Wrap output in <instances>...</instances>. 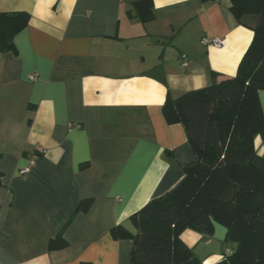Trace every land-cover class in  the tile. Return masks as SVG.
<instances>
[{
  "label": "crops",
  "instance_id": "0c3cea01",
  "mask_svg": "<svg viewBox=\"0 0 264 264\" xmlns=\"http://www.w3.org/2000/svg\"><path fill=\"white\" fill-rule=\"evenodd\" d=\"M133 1L0 0V12L29 14L0 50V264H130L131 239L111 229L135 232L129 216L194 158L162 104L212 72L235 74L252 31L230 0H152L145 22L127 14ZM259 99L264 115V89ZM255 148L264 155L260 135ZM59 233L66 244L49 248ZM181 238L191 249L210 239L189 228Z\"/></svg>",
  "mask_w": 264,
  "mask_h": 264
},
{
  "label": "trees",
  "instance_id": "16d2710c",
  "mask_svg": "<svg viewBox=\"0 0 264 264\" xmlns=\"http://www.w3.org/2000/svg\"><path fill=\"white\" fill-rule=\"evenodd\" d=\"M237 22L252 31L236 73L212 72V82L177 96L167 94L162 112L168 123L184 125L194 158L182 178L129 216L135 228L111 229L115 238L132 241L130 264H207L181 238L189 228L211 237V219L227 228V246L208 264H264V0H230ZM128 15L145 22L154 17L152 0H134ZM25 11L0 12V50L13 47V35L27 24ZM90 200L79 202L86 210ZM66 244L59 233L49 248Z\"/></svg>",
  "mask_w": 264,
  "mask_h": 264
},
{
  "label": "water",
  "instance_id": "95a60500",
  "mask_svg": "<svg viewBox=\"0 0 264 264\" xmlns=\"http://www.w3.org/2000/svg\"><path fill=\"white\" fill-rule=\"evenodd\" d=\"M213 234L209 240L199 243L194 249V255L201 261L212 253H221V244L226 238L227 228L219 222L211 219Z\"/></svg>",
  "mask_w": 264,
  "mask_h": 264
},
{
  "label": "built area",
  "instance_id": "2783aa9c",
  "mask_svg": "<svg viewBox=\"0 0 264 264\" xmlns=\"http://www.w3.org/2000/svg\"><path fill=\"white\" fill-rule=\"evenodd\" d=\"M201 42L203 44L211 43V44H213L215 46H222L223 45V39H221L219 37H215V36H213V37L204 36V37L201 38ZM188 62L189 61H188V58H187L186 54H182L181 55V64L186 67L188 65ZM29 77H30V79H35V74H31ZM79 125L80 124H78V123L77 124L71 123V124H69V128L71 129L73 127H79ZM34 164H35V159L33 157H30L29 160H28L27 165L24 166V167H21L19 169V173L20 174H25L26 172L29 171L30 167L33 166Z\"/></svg>",
  "mask_w": 264,
  "mask_h": 264
},
{
  "label": "rangeland",
  "instance_id": "374dc122",
  "mask_svg": "<svg viewBox=\"0 0 264 264\" xmlns=\"http://www.w3.org/2000/svg\"><path fill=\"white\" fill-rule=\"evenodd\" d=\"M206 236V235H205ZM224 243V242H223ZM224 249V248H223ZM205 263H206V261H205Z\"/></svg>",
  "mask_w": 264,
  "mask_h": 264
}]
</instances>
